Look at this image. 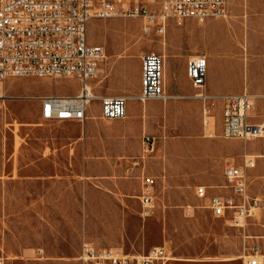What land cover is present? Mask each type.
I'll list each match as a JSON object with an SVG mask.
<instances>
[{"label":"rangeland","instance_id":"obj_1","mask_svg":"<svg viewBox=\"0 0 264 264\" xmlns=\"http://www.w3.org/2000/svg\"><path fill=\"white\" fill-rule=\"evenodd\" d=\"M144 24L90 22L88 42L107 52L89 83L96 97L139 95L141 86L129 79L128 65L140 77L144 56L162 55L169 44L184 45L186 23L171 21L158 36L143 33ZM6 92L0 102V257L15 264H81L84 241L131 255L166 247L170 264H243L256 248L264 253V139L245 145L222 138L220 106L215 107L218 137L200 134L194 140L216 147L194 151L189 130L169 122L162 103H133L138 113L129 110L126 120L111 122L101 119L95 102L84 123H50L41 119L39 99L76 96L77 81L14 79ZM148 105L154 111L144 110ZM263 111L256 103V114ZM245 153L257 161L248 182L250 198L260 205L245 230H238L215 218L209 201L196 192L205 163L241 165ZM143 177L156 182L149 219L142 218L139 199Z\"/></svg>","mask_w":264,"mask_h":264},{"label":"built area","instance_id":"obj_2","mask_svg":"<svg viewBox=\"0 0 264 264\" xmlns=\"http://www.w3.org/2000/svg\"><path fill=\"white\" fill-rule=\"evenodd\" d=\"M228 6V0H0V102L5 100L6 83L10 80L68 79L79 83L80 93L40 98L43 121L84 123L95 102L99 103L101 119L126 120L131 101H167L164 57L150 53L142 59L139 95L92 98L89 83L98 77L107 52L88 42L90 22L139 19L145 22L143 33L164 35L171 21L205 25L212 20H226ZM207 74L205 56L188 62V77L196 91L193 98L202 103L203 137L215 139L216 103L207 92ZM221 137L241 140L245 145L264 139V111L262 115L256 114L254 95L245 91L223 99ZM256 167V158L245 153L241 165H229L225 170L226 189L232 197H209L205 187H198L196 195L209 201L207 209L215 218L227 219L233 228L245 230L260 205L249 194L248 177ZM155 185L154 179L143 177L139 198L143 219L154 215ZM255 251L253 256L243 259V264H264V253L260 248ZM171 260L166 247L131 255L97 248L89 241L82 243L79 257L81 264H170ZM0 264H15V260L1 256Z\"/></svg>","mask_w":264,"mask_h":264},{"label":"crops","instance_id":"obj_3","mask_svg":"<svg viewBox=\"0 0 264 264\" xmlns=\"http://www.w3.org/2000/svg\"><path fill=\"white\" fill-rule=\"evenodd\" d=\"M228 5V21L212 20L205 25L186 22L184 45H166L161 53L165 60V92L168 99L154 102L163 104L164 116L169 122L189 130L187 134L193 141L190 149L194 151L213 149L217 143L195 142L203 134L202 103L193 98L196 91L188 77V62L192 58L199 54L207 58V92L216 106L222 109L225 97L245 91L256 97L260 107L264 106V0H233L231 5L228 0ZM123 70H126L125 66ZM128 71L129 79L139 88L142 73L137 76L130 65ZM220 156L225 160V154ZM225 165L221 163L217 167L205 163L203 166L205 176L197 182L199 187L208 189L209 197H232L226 189L225 170L228 165Z\"/></svg>","mask_w":264,"mask_h":264},{"label":"bare ground","instance_id":"obj_4","mask_svg":"<svg viewBox=\"0 0 264 264\" xmlns=\"http://www.w3.org/2000/svg\"><path fill=\"white\" fill-rule=\"evenodd\" d=\"M89 96L92 97V98L95 97V95H94V93H93V91H92L91 88H90V90H89ZM7 98H8V94H7V92H5V99H7ZM1 103L3 104V103H5V102L2 101ZM133 103H136V102H133V101L130 102V104H129V110H130V112L138 113L139 109L133 108V105H134ZM4 105H5V104H4ZM144 110H146V111H147V110H151V112L154 111V109H148L147 106H145ZM172 260H173V259H172Z\"/></svg>","mask_w":264,"mask_h":264}]
</instances>
